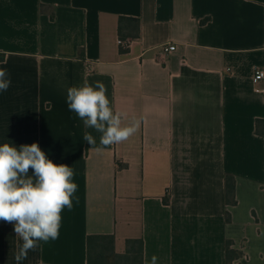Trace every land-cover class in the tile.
I'll use <instances>...</instances> for the list:
<instances>
[{"label": "crops", "instance_id": "obj_1", "mask_svg": "<svg viewBox=\"0 0 264 264\" xmlns=\"http://www.w3.org/2000/svg\"><path fill=\"white\" fill-rule=\"evenodd\" d=\"M122 17L140 20L125 53ZM0 68V144L38 143L78 185L58 239L20 264H88L95 235L114 236V256L142 241L143 264H227L228 242L264 264V0H0ZM85 80L139 121L102 153L66 102ZM22 243L0 220V264Z\"/></svg>", "mask_w": 264, "mask_h": 264}, {"label": "clouds", "instance_id": "obj_2", "mask_svg": "<svg viewBox=\"0 0 264 264\" xmlns=\"http://www.w3.org/2000/svg\"><path fill=\"white\" fill-rule=\"evenodd\" d=\"M11 86L6 68H0V92ZM107 87L102 81L67 89L66 102L69 111L82 121L85 129L99 133L96 138L88 131L83 140L102 153L107 147L127 141L139 127L133 119L125 126L124 111L114 110L106 95ZM33 170L30 176L29 169ZM74 170L64 164L48 159L38 143L21 145L0 144V220L12 223L14 232L23 243L17 245L14 255L16 264L27 259L29 251H36L41 242L56 240L61 227V213L73 208V196L78 185L74 182ZM157 257L151 258L156 264Z\"/></svg>", "mask_w": 264, "mask_h": 264}, {"label": "trees", "instance_id": "obj_3", "mask_svg": "<svg viewBox=\"0 0 264 264\" xmlns=\"http://www.w3.org/2000/svg\"><path fill=\"white\" fill-rule=\"evenodd\" d=\"M127 27H126V26ZM140 20L135 18L122 17L119 23V35L122 40H132L127 37L125 30L134 35L139 31ZM127 50L122 49V52ZM235 182L229 178L227 181V200L229 204H235L234 200ZM114 236L95 235L88 238V264H143V243L139 242L140 249L136 250L132 246L133 241L128 242V253L125 256H114ZM243 252L234 249V243L228 242L226 249L227 264H240ZM110 258H113L110 261Z\"/></svg>", "mask_w": 264, "mask_h": 264}, {"label": "built area", "instance_id": "obj_4", "mask_svg": "<svg viewBox=\"0 0 264 264\" xmlns=\"http://www.w3.org/2000/svg\"><path fill=\"white\" fill-rule=\"evenodd\" d=\"M131 43H132L131 40H122V39L119 40V44L121 48L124 50H127L130 47ZM175 50H176L175 45H168L166 47H163V52L166 55H169ZM253 86H254V90L257 93H264V70L263 69H257L255 71L254 77H253Z\"/></svg>", "mask_w": 264, "mask_h": 264}]
</instances>
